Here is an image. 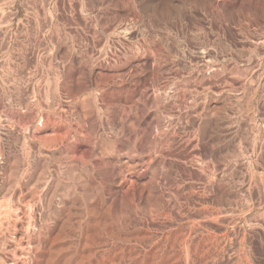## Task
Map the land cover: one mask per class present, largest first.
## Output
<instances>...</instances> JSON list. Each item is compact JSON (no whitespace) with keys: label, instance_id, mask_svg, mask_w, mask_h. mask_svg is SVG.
Listing matches in <instances>:
<instances>
[{"label":"rangeland","instance_id":"1","mask_svg":"<svg viewBox=\"0 0 264 264\" xmlns=\"http://www.w3.org/2000/svg\"><path fill=\"white\" fill-rule=\"evenodd\" d=\"M0 264H264V0H0Z\"/></svg>","mask_w":264,"mask_h":264}]
</instances>
